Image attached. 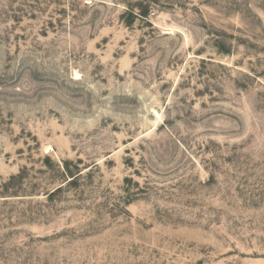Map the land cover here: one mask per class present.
I'll return each mask as SVG.
<instances>
[{
	"label": "rangeland",
	"instance_id": "rangeland-1",
	"mask_svg": "<svg viewBox=\"0 0 264 264\" xmlns=\"http://www.w3.org/2000/svg\"><path fill=\"white\" fill-rule=\"evenodd\" d=\"M0 264H264V0H0Z\"/></svg>",
	"mask_w": 264,
	"mask_h": 264
},
{
	"label": "trees",
	"instance_id": "trees-1",
	"mask_svg": "<svg viewBox=\"0 0 264 264\" xmlns=\"http://www.w3.org/2000/svg\"><path fill=\"white\" fill-rule=\"evenodd\" d=\"M46 161L49 162L48 159H46ZM61 166H62V170H63L62 172H60L61 179L65 178V177H69V178H71V180L68 182V184H70V183L72 184L78 178V176H76V174H74L73 171L69 168V165L67 162H63ZM11 179H15V177H11ZM61 190H62L61 186L57 187L53 192H49L47 194V197L50 198L55 193H57Z\"/></svg>",
	"mask_w": 264,
	"mask_h": 264
}]
</instances>
